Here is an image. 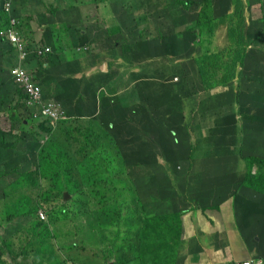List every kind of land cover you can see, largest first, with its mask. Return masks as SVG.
I'll return each instance as SVG.
<instances>
[{"label":"rangeland","instance_id":"rangeland-1","mask_svg":"<svg viewBox=\"0 0 264 264\" xmlns=\"http://www.w3.org/2000/svg\"><path fill=\"white\" fill-rule=\"evenodd\" d=\"M245 1L248 3L247 16L251 25V48L261 51L259 58L264 62V0ZM0 3H4L3 10L5 11L6 9L15 10L14 16L20 23L23 43L28 45L27 53L30 56L33 55V50L30 49L33 45L48 43L46 47L51 49L50 60L48 64H44V60L42 62L44 68L52 72L50 77L41 80L38 76L34 77V71L37 69L35 70L29 60H24L22 57L14 59L4 36L8 22L1 25L0 83H3V87H0V199L5 197V191L8 194H17L15 191L10 192L11 185L18 177V173L25 171V168L21 167V163L26 157L30 158L32 167H35L46 158L59 156L64 151V139H67L64 134L68 129H73L82 122L87 123L89 127H93L95 124L103 127L109 122V126L118 131L116 142L120 147L126 150L131 157L136 152L141 159L139 167L125 166L122 162L118 166L110 152L98 143L85 159V165H93L98 177H93L90 173H75L72 175L69 189L61 186L60 181H57L51 188L56 199H52L55 201L50 203L49 208L46 207L48 210L43 209L46 220L42 221L40 218L38 221L34 216L29 218L24 215L12 224H4L6 229L0 227V234L5 239L13 235L14 245L17 248H22L33 237L34 250L30 259L32 264H107L102 258V252L107 248L109 242L117 238V223L120 218L122 235L119 237L122 238L123 246L116 251L113 262L114 264H142L141 261L134 258L137 257L136 255H131L140 232L132 226L136 220L132 211L136 207V203L133 206L130 203L129 208L119 209L117 206L110 212L108 219L96 218V215L93 214L94 211L92 214L89 211V214H82L77 210L75 212V207L77 206L79 209L83 204L93 206L99 198L101 199L102 196L97 197L93 191V182L95 181L100 184V187L106 184L110 189L111 185H115L119 180L121 185L131 183L140 193L143 205L154 197L160 198L162 203L163 200L167 201L170 191L167 187L169 181L160 175L149 177L147 174V167L155 166L157 157L160 159L159 162L165 163L161 155V144L166 146L168 144V150H172L181 146L182 142L183 146L179 152L184 157L191 155V144H194L195 154H200L203 151V147L207 144V137L203 136L200 130L197 134L189 129L192 131V135L188 137V140L185 137H179L178 134H173L181 124L186 125L184 117H192L191 112L198 113L197 118L204 114L211 118L225 116L227 119L238 113L240 120L244 118L245 114L252 113L258 119L254 121V124L264 125V87H262L264 82L251 81V72L245 73L242 70L232 85L227 89L216 90L214 92L216 94L207 98L216 99L213 101L214 104L203 107L201 100L206 98L199 95L196 88L194 97L189 101L183 99V96L172 97L176 94L175 88L177 89L174 78L179 77L181 82L183 77L178 72L174 73V69L171 70L168 77H163L150 70L141 71L134 67L135 56L139 58V53H142L147 57L148 48L152 46L153 42H157L156 32L160 33L158 37L160 43L175 35L184 41L185 36L181 33L185 27L179 26V20L188 17V15L191 17L199 14L206 5L204 0H111L108 4L109 7L101 6L100 14L98 13L99 7L93 0H0ZM33 5H37V7L34 8ZM117 25L122 34L110 39L108 29ZM123 36L129 38L127 49L129 52L120 56L115 50L116 42H125ZM217 40L218 47H226L224 28L217 32L216 45ZM123 46L126 47L127 44H123ZM194 48L197 51V47ZM170 50L173 52L172 49ZM161 51L156 50L155 55H160ZM91 56L93 60L90 61ZM39 62L41 61L39 60ZM105 62L107 64L106 72L104 74L95 73V68H100ZM30 64L32 65L31 71L28 69ZM109 64L112 65L111 72ZM12 67L25 68L38 85H41L43 99L57 103L64 110L66 119L60 122L47 136L39 137L37 130L48 132L50 131L48 127V131H45L27 121L31 117V110L24 111L25 118L23 116L20 120L12 121L10 113L14 106L19 105V101L15 100L11 103L9 99H2V97H9V91L16 99L17 97L22 99L21 93L17 94L16 88L11 86V83L7 87L4 85ZM169 68L173 67L169 66ZM170 75L173 78L172 81ZM107 84L114 85L115 95L107 89ZM104 93L106 98L112 101L116 98L124 99L127 110L136 109L137 116L134 124L123 123L119 115L110 118L111 113L105 107L107 99L97 101V97H101ZM228 93L234 103L229 108L220 106L217 99H228L226 97ZM165 94L170 97H164ZM165 99H168L172 110L161 109V103ZM158 106L159 109H157ZM20 108H22V104L19 106V111ZM26 111L28 112L26 113ZM121 125L129 130L122 132ZM257 145L253 146L251 153L264 156V144ZM243 150L250 153L245 143ZM207 160L208 164L206 165L201 160L197 161L194 171L198 173L211 168L218 170L217 165H220L227 167L221 178H229L235 169H237V175H241L237 180L245 178L244 167L234 168L227 161L233 160L232 157L214 154L213 157L207 156ZM96 163L98 166H95ZM130 173L132 180L128 178ZM123 180L129 181L124 182ZM219 182L216 180L208 182L207 185ZM110 189L103 190V192L106 194ZM65 192L70 196L66 201L63 199ZM179 192L180 189L176 188L170 194ZM246 192L244 189L235 192L238 193L236 196L241 201L240 205H243L232 206L235 218L237 214L235 209L241 208L246 217L249 216L253 222L264 223V195L257 193L252 195ZM28 194L36 198L35 192ZM254 199L257 201V221L253 219L256 215L255 208H252V215H248L246 209L250 206L246 204ZM129 200L130 198H127V201ZM3 201L0 202L1 211L4 207ZM233 203H235L234 198ZM156 205L157 203L152 204L153 208ZM180 208H182L181 202L179 205L172 206L173 210ZM118 210L121 211L120 217L117 214ZM1 214L2 212L0 221ZM197 226L196 224L194 228H191L190 225L187 229V237L190 236L193 239L191 234L194 232L197 235L194 234L195 242L187 247L183 257L180 256L181 260L178 264H195L194 261H189V255L193 253V249L196 253H200L202 242ZM232 226L237 238L240 239L237 226L235 224ZM240 229L245 231L250 228L247 224H241ZM251 232L255 233V231ZM160 240L154 236L150 242L152 252L147 255V262L149 259L166 260L164 253L167 249L164 248L160 251L162 248ZM246 248V251H250L249 244ZM237 251L238 249L234 256ZM244 254L245 251L242 255ZM113 262L109 264H113Z\"/></svg>","mask_w":264,"mask_h":264},{"label":"trees","instance_id":"trees-1","mask_svg":"<svg viewBox=\"0 0 264 264\" xmlns=\"http://www.w3.org/2000/svg\"><path fill=\"white\" fill-rule=\"evenodd\" d=\"M93 1L95 4L97 3L99 7L98 13L100 14L101 6L109 7L108 4L111 0ZM204 1L206 5L199 14L197 13L191 17L188 15V17H183L179 20V26L185 27L181 33L185 36L184 41L178 39V35L165 40L163 43H160L157 38V42H153L152 46L148 48L147 52L149 54L147 57L142 53H139V58L135 56V62H145L142 71L150 70L156 75L168 77L171 70L174 69V73L178 72L179 75H183L181 82L177 83V89L175 88L176 94L172 97L183 96V99L187 101L194 97L195 86H198V84L202 92L210 95L213 90L218 88L225 89L232 85L242 70L245 73L251 72V81L256 83L264 82V62L259 58L261 51L251 48V25L247 16L248 3L245 0ZM38 3L40 4V1ZM33 6L34 8L37 7V5ZM3 9L4 3H0V27L3 23L8 22V28L5 31L8 32L11 29L10 18L12 14H9L10 11ZM14 12L15 10H13V15ZM113 20L106 21L112 22ZM222 28L226 31V47L224 48L218 47V40L216 45L217 32ZM108 30L110 39L121 34V29L118 25ZM7 44L14 59L18 57L16 51L13 50V46L8 42ZM124 44L128 46V41ZM46 45L47 43L42 44L41 56L38 55L34 45L30 48L33 50L32 56L27 53L28 45L24 48L27 54L25 60H29L35 70L37 69V71H34V77L38 76L41 80H45L46 77H50L52 74L51 71L44 68L45 66L42 62L44 60V64H48L50 60ZM194 47H197V51ZM156 50H162L161 54L155 55ZM117 53H121L122 56L126 53L122 45H120ZM91 59H93L92 56ZM31 64L28 67L29 71L32 69ZM169 66L173 68H169ZM111 70L112 65L109 64V71L111 72ZM100 73L102 72L98 71V74ZM171 79L172 76L170 75ZM5 82V87L11 83V86L16 88V93H21L22 96V99L18 97L16 99L9 91L8 98L2 97L3 100L9 99L11 103L15 102V100L19 101V105L14 106L10 113L12 121L20 120L23 116L25 118V110L20 109L19 111L20 104L24 106L21 102L25 97L23 89L18 88L8 75ZM164 86L169 87L168 85ZM0 87H3V83H0ZM107 89L111 94L115 95L114 85L107 84ZM105 95L104 93L101 97H97V101L107 99L105 107L111 113L110 118L114 115H119L123 123L127 125L130 123L134 124L137 116L136 109L127 110L124 99L116 98L112 101L106 98ZM163 96L166 98L170 97L167 94ZM226 97L228 99L217 100L220 106H228L229 108L234 101L229 93ZM161 105V109L164 111L172 110L168 99H165ZM157 109H159V106ZM190 114L192 117H184L187 126L181 124L173 134H178L179 137H185L188 140V137L192 135V131L199 134L200 130L201 134L207 137V144L203 147V151L200 154H195L194 144L188 143L191 144L192 153L190 156L184 157L179 152L183 146L182 142L181 146L172 150H168V144L167 146L161 144V155L165 163L159 162L160 159L157 157L156 165L147 167L149 177L160 175L164 178L166 177L169 181L167 187L170 191L167 201L163 200L162 203L160 198L154 197L147 200L145 205H143L140 193L133 184L121 185L119 180L115 185L112 184L110 189L106 184L100 187V184L95 181L93 182V191H95L97 197L101 195V199L99 198L98 202L93 206L83 204L79 209H77V206L75 207V212L77 210L84 214L89 211L92 214L94 211L93 214L96 215V218L103 217L108 219L110 212L117 206L119 209L129 208L130 203L132 206L136 203V207L132 209L136 219L132 226L140 232L139 239H136L131 255H136L137 257H133L141 261L142 264H178L180 262V256L182 255L183 257L187 249L186 245L185 247L182 245L184 235L182 217L188 212L218 209L221 203L231 196H234L235 204L239 206L241 201L236 196L238 193L234 192L235 187L238 190H247L252 195L255 193L264 195V156L251 153V151L253 152V146L264 144V125H255L254 121L258 119L252 113L245 114L241 120L238 113L232 115L229 119L225 116L209 118V115L204 114L199 115L197 118L198 113L191 112ZM29 122L35 124L34 126L39 127V129L43 128L48 131L47 122L36 121L32 116ZM205 126L207 127L203 130ZM121 129L122 132L129 130L123 125H121ZM189 129L192 131H189ZM42 133H51V130L48 132L37 130L39 137ZM64 136L67 139H64V151L59 156L46 158L45 161L39 162L35 167H32L30 158L26 157L22 161L21 167L25 168V171L18 173V177L13 181L10 190V192L15 191L17 194H8L5 191V197L0 199V202L4 200V207L2 211L0 210V213L2 212L0 227L6 229L7 227L4 224H12L24 215L29 216V218L34 216L39 221L41 213H45L46 207L48 206L49 208L50 203L55 201L52 199H56L54 198L56 195L53 194L51 188L57 181H60L61 186L69 189V183L75 173H90L93 177H98L93 165H85V159L98 143L110 152L118 166H120V162L125 166L135 165L139 167L141 165L139 162L141 159L136 152L131 157L116 142L118 131L112 129L109 126V122L103 127L97 124L89 127L87 123L82 122L79 126L68 129ZM244 143L250 153H246L243 150ZM214 154L232 157L233 160L227 161L234 168H238L241 164L245 168V178L237 180L241 175H237V169H235L230 176L232 177L231 182H223L224 177H221L227 167L220 165H217L218 170L211 168L198 173L194 171L197 161L201 160L206 165L208 164L207 156L213 157ZM196 157L200 159H194ZM95 166H98V164L96 163ZM128 178H130L129 180L133 179L131 173ZM129 180L123 181L127 182ZM216 180L220 182L214 185H207L208 182ZM176 188H179L180 192L178 194H170ZM107 189L110 190L105 194L103 190ZM32 192L36 193V198L28 194ZM127 198H130V200L127 201ZM180 202L182 208L173 210L172 206L179 205ZM154 203H157V205L153 208L152 204ZM246 205H250L246 209L248 210V215H252V208L257 206V201L254 199V201L252 200ZM94 208L96 209L94 210ZM117 214L120 217L121 211L118 210ZM250 219L249 216L245 219V224L250 229L240 231L247 243H251L254 238V236L251 237V233H253L251 231H259L261 228V225L253 222L252 219L251 222ZM120 229L121 220L119 218L116 231L117 238L109 242L107 248L102 252V258L107 264L114 261L116 251L123 246L122 238L119 237V235H122ZM154 236L161 239L159 241L162 246L160 251L164 250V248L167 249L164 253L166 260L155 261L154 259H149V262H147V255L152 252L150 242L154 239ZM32 243L33 237L22 248H17L14 245L13 235L5 239L0 234V264H32L30 261L34 250ZM193 252H195L194 249ZM156 259L158 258L156 257Z\"/></svg>","mask_w":264,"mask_h":264},{"label":"crops","instance_id":"crops-1","mask_svg":"<svg viewBox=\"0 0 264 264\" xmlns=\"http://www.w3.org/2000/svg\"><path fill=\"white\" fill-rule=\"evenodd\" d=\"M96 22V20H94ZM92 25V24H91ZM93 25H95L93 23ZM122 34V31H121ZM120 35V34H119ZM160 33L156 32V41L159 37ZM123 39L128 41L129 38L123 36ZM117 43L116 42V52L119 51L120 45L125 49V52L127 51L128 46H123L125 43ZM120 56H122L121 53H119ZM90 61L93 59H89ZM145 62L140 61L139 63L136 62L135 68L142 71V68L144 66ZM107 69L106 62L103 63V65L96 69L95 73H98V71L105 73ZM123 89V88H122ZM122 92V90H121ZM241 167V164L239 165ZM232 177H229L227 179L223 178V182H231ZM235 191H240L236 187L234 188ZM247 191V190H246ZM234 196L229 197L226 201L221 203L220 207L215 210H209V211H190L187 214H185L183 219V235L182 238V245L185 247L191 246L192 242H195V238L197 235L195 232L191 234L193 239L191 237H187V229L191 228L197 224V228L200 231V239H201V248L200 253L193 252L189 255V261H194L195 264H234L235 262H262L264 264V223L263 222H257L259 225H261V228L259 231H255L254 233H251V237L254 236L251 243H247L245 239L243 238V234L240 232V226L241 224H245L246 214L241 211L240 209H235L237 211L236 218L234 209L232 206H237L235 203H233ZM235 201V200H234ZM243 206V205H239ZM238 207V206H237ZM257 207V206H256ZM256 207L254 206V212L256 213ZM255 221L258 220L257 213L253 217ZM251 221V219H250ZM252 222V221H251ZM233 224L237 226L238 235L240 236L237 238V235L235 234V229L233 228ZM193 232V230H192ZM198 238V237H197ZM188 239V241H187ZM249 244L250 251H246V246ZM182 247V246H181ZM238 249V251L235 254V251ZM245 251V254L243 252Z\"/></svg>","mask_w":264,"mask_h":264},{"label":"clouds","instance_id":"clouds-1","mask_svg":"<svg viewBox=\"0 0 264 264\" xmlns=\"http://www.w3.org/2000/svg\"><path fill=\"white\" fill-rule=\"evenodd\" d=\"M6 11H10V10L9 9H6ZM10 13L12 14V16L10 18L11 29L8 32H4V36L6 37L7 42L15 48V51H16L18 57H22L25 60L26 57H27V54L24 51V48L26 47V44L23 43V35H22V32H21L20 23H19L18 19L13 15V11H10L9 14ZM12 35H16L18 37L19 41H17V43H14L12 41V39H11V36ZM47 45H48V43H47ZM34 46H35L36 51H38V55L41 56L40 50L43 47L42 44L36 43V45H34ZM46 48H47L46 51L49 53L51 51V49L49 47H46ZM21 50H22V52H21ZM16 68H20V67H12V68H10L9 73H8V76L10 77L11 80L14 81V84L16 86H18V88L23 89V92L25 94V97L23 98V100H21V102L24 104V106L22 105V108H20V109L23 110V111L24 110H31V116L36 121H39V122H47L46 123V126L49 128V130H51V133H52L53 130L55 129V127L57 125H59L60 122H62V121H64L66 119L64 110L57 103H55V102H49V100L43 99V97H42V88L28 74V72L26 71V69L23 68L27 72V74L29 75L32 83L35 84L36 86H38L41 89V102L36 103V104H34V103H32V104L28 103V100H29L28 94L26 93V91L24 90V88L22 86H19V84L16 82L15 77H14V75L12 73L13 70H15ZM179 79H180L179 77H175L174 78V83L177 84L179 82ZM172 80H173V78H172ZM195 88H196V91L198 92L199 95H201V96H203V97L206 98V99H202L201 100V104H202L203 107H208V106L214 104L213 101L216 100V99H207V98L209 96L213 95V94H216V93H214V92H216V90H218V89H224V88H218L216 90H213V92L210 93V95H207L206 93H204V92H202L200 90L199 84H198V86H195ZM225 89H227V88H225ZM45 111H50L51 113L54 114V116H52L50 114H48V115L44 114ZM209 118H211V117L209 116ZM27 121H29V120H27ZM47 135H48V133H42L41 134V136H43V137L44 136H47ZM65 193H67V192H65ZM65 193H64V195H65ZM64 195H63V199H64ZM69 198H70V196H69ZM40 217H41L42 221L46 220V214L45 213H41ZM247 262H249V261H247ZM251 263L252 264H262L261 261L260 262H257V263H255V262H251Z\"/></svg>","mask_w":264,"mask_h":264},{"label":"built area","instance_id":"built-area-1","mask_svg":"<svg viewBox=\"0 0 264 264\" xmlns=\"http://www.w3.org/2000/svg\"><path fill=\"white\" fill-rule=\"evenodd\" d=\"M11 39L14 43H17V41H19L16 35H12ZM12 73L15 77L16 82L19 84V86H22L24 90L26 91V93L28 94L29 96L28 103L36 104V103L41 102V89L32 83L27 72L23 68H16L15 70H13ZM44 114L46 115L50 114L54 116V114L51 113L50 111H45ZM236 264H252V263L249 261V262H238Z\"/></svg>","mask_w":264,"mask_h":264},{"label":"water","instance_id":"water-1","mask_svg":"<svg viewBox=\"0 0 264 264\" xmlns=\"http://www.w3.org/2000/svg\"><path fill=\"white\" fill-rule=\"evenodd\" d=\"M68 198H69V194L68 193H65L64 199L67 200Z\"/></svg>","mask_w":264,"mask_h":264}]
</instances>
